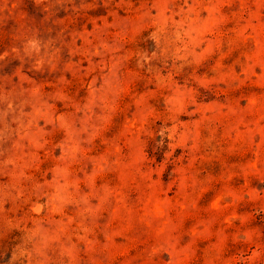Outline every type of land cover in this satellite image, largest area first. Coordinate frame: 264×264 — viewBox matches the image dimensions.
<instances>
[{"label": "rangeland", "instance_id": "rangeland-1", "mask_svg": "<svg viewBox=\"0 0 264 264\" xmlns=\"http://www.w3.org/2000/svg\"><path fill=\"white\" fill-rule=\"evenodd\" d=\"M0 264H264V0H0Z\"/></svg>", "mask_w": 264, "mask_h": 264}]
</instances>
